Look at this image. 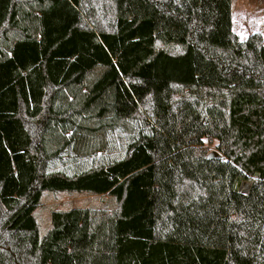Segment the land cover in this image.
I'll use <instances>...</instances> for the list:
<instances>
[{
    "label": "trees",
    "instance_id": "obj_1",
    "mask_svg": "<svg viewBox=\"0 0 264 264\" xmlns=\"http://www.w3.org/2000/svg\"><path fill=\"white\" fill-rule=\"evenodd\" d=\"M65 195L94 202L41 233ZM0 264H264V39L232 0H0Z\"/></svg>",
    "mask_w": 264,
    "mask_h": 264
},
{
    "label": "rangeland",
    "instance_id": "obj_2",
    "mask_svg": "<svg viewBox=\"0 0 264 264\" xmlns=\"http://www.w3.org/2000/svg\"><path fill=\"white\" fill-rule=\"evenodd\" d=\"M232 27L239 39L244 40L250 34L259 32L264 39V0H232ZM127 140L124 135L118 136L117 144L121 146ZM217 141L214 139L204 138L202 146L207 151L218 152ZM241 193H246L240 186ZM102 199H105L103 195ZM94 202L93 197L85 196H70L65 195L59 200L49 197L47 202L40 205L37 210L39 218V228L41 233H44L50 226V211L52 209H66L72 206H87Z\"/></svg>",
    "mask_w": 264,
    "mask_h": 264
},
{
    "label": "water",
    "instance_id": "obj_3",
    "mask_svg": "<svg viewBox=\"0 0 264 264\" xmlns=\"http://www.w3.org/2000/svg\"><path fill=\"white\" fill-rule=\"evenodd\" d=\"M221 155L218 153V152H211L210 154L207 155V158H220ZM248 184V188H249V183ZM247 188V190H248ZM240 192H241V189H240Z\"/></svg>",
    "mask_w": 264,
    "mask_h": 264
},
{
    "label": "bare ground",
    "instance_id": "obj_4",
    "mask_svg": "<svg viewBox=\"0 0 264 264\" xmlns=\"http://www.w3.org/2000/svg\"><path fill=\"white\" fill-rule=\"evenodd\" d=\"M247 188H248V184L245 183V182H243V183H242V190H243V191H246Z\"/></svg>",
    "mask_w": 264,
    "mask_h": 264
}]
</instances>
